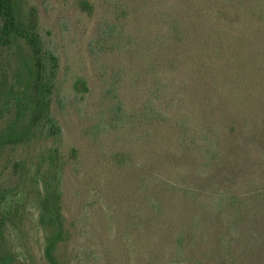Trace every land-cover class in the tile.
I'll list each match as a JSON object with an SVG mask.
<instances>
[{
    "label": "trees",
    "instance_id": "1",
    "mask_svg": "<svg viewBox=\"0 0 264 264\" xmlns=\"http://www.w3.org/2000/svg\"><path fill=\"white\" fill-rule=\"evenodd\" d=\"M90 2H80L96 17L85 53L101 81L78 75L59 95L60 55L36 11L0 0V51L17 62L0 128V264H13L9 230L23 226L30 195L44 257L61 264L66 163L55 161L71 130L56 105L68 98L81 103L68 126L84 187L112 207L109 237L89 229L84 240L94 261L264 264V0ZM8 147L19 151L9 165Z\"/></svg>",
    "mask_w": 264,
    "mask_h": 264
},
{
    "label": "rangeland",
    "instance_id": "2",
    "mask_svg": "<svg viewBox=\"0 0 264 264\" xmlns=\"http://www.w3.org/2000/svg\"><path fill=\"white\" fill-rule=\"evenodd\" d=\"M86 1L98 4V0ZM80 2L81 0H22L25 9L34 8L43 26L45 41L51 47H55L60 55L59 80L63 81L61 84L63 92H59V95L70 91V86L78 75L87 78L91 88L94 80L98 83L101 81L97 66L85 53V43L96 21L95 12L89 16L82 10ZM16 65V56L11 55L9 50L0 51V128L13 111V97L9 94V87L14 80ZM64 100L66 103L61 106L56 105V109L60 121L71 131L59 148L63 149V155L57 157L55 162L57 166L66 163L60 188L62 212L69 230V239L63 242L64 246L59 250L58 258L61 264H102L94 261V257L84 246V240L89 236V229H95L102 238L109 237L112 207L107 205L100 194L95 193L91 184L84 187L79 163L81 158H76L70 152L73 141L69 136L74 130L77 133L78 126L75 124L68 126L70 121L79 120L81 103L73 106L71 98ZM83 113L84 111L81 112ZM44 146L45 142L41 138L29 146V162ZM18 153V150L12 152L10 147L6 148L2 157L4 163L9 165L13 155ZM7 170L10 168L8 167ZM38 210L39 203L36 196L30 195L26 200V217L23 226L20 230H9L8 236L14 255L13 264H49L43 253L45 240L38 223ZM259 230L263 233L264 226ZM254 239L256 243L257 240ZM88 242L91 241L88 239ZM85 249L88 253L84 252Z\"/></svg>",
    "mask_w": 264,
    "mask_h": 264
}]
</instances>
